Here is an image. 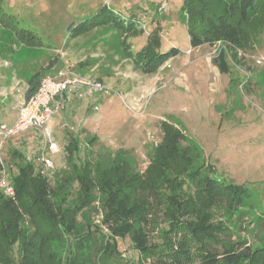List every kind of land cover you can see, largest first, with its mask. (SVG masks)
<instances>
[{"label":"rangeland","instance_id":"obj_1","mask_svg":"<svg viewBox=\"0 0 264 264\" xmlns=\"http://www.w3.org/2000/svg\"><path fill=\"white\" fill-rule=\"evenodd\" d=\"M182 4L183 0H0V85L17 83L18 92L26 85L27 73L32 75L44 61H53L51 64H58L54 69H71L107 87V91L84 94L74 107L64 105L66 112L62 107L54 114L51 124L61 121L64 138L55 132L61 146L60 152L50 154L55 174L67 169L68 132L82 143L80 158L86 151L85 136H96L95 143L88 146L94 151L87 152L90 159H96L100 146L123 149L143 172L151 147L162 139V127L180 129L202 152L204 162L213 166L211 174L248 189L240 213L215 210V222H224L227 230L222 240L258 245L264 241V32L256 38L250 28L249 44L244 48H224L229 72L221 73L214 63L220 44L191 45L187 23L180 15ZM111 11L138 16L143 30L124 36L105 24L73 35V29ZM156 27L161 34L160 50L175 48L179 53L157 72L143 73L127 57L122 40L137 53ZM231 78L235 80L231 82ZM86 90L84 86L77 94ZM3 105L1 119L7 110ZM10 139L32 157L44 146L40 130L34 128ZM182 139L181 145L188 147ZM4 151L12 173V150L8 146ZM87 215L92 230L109 232L102 223L99 203ZM149 235L162 241L155 227H150ZM117 240L120 263L139 257L129 236Z\"/></svg>","mask_w":264,"mask_h":264},{"label":"trees","instance_id":"obj_2","mask_svg":"<svg viewBox=\"0 0 264 264\" xmlns=\"http://www.w3.org/2000/svg\"><path fill=\"white\" fill-rule=\"evenodd\" d=\"M112 13L83 23L73 35L105 24L124 36L143 30L138 16ZM180 15L192 46L220 44L214 63L221 73L229 72L224 48H244L250 28L256 38L264 32V0H183ZM149 36L137 53L122 40L127 57L143 73L157 72L179 53L175 48L160 50L158 27ZM52 62L30 76L26 99L37 91ZM162 131L143 172L123 149L100 146L96 159H90L87 152L94 151L88 146L96 136L88 137L80 158L81 142L70 137L67 169L56 173L54 186L36 171V153L32 157L13 150L15 196L0 188V264H264V241L226 242L224 222H215L217 209L240 213L248 189L211 174L213 166L180 129L169 126ZM182 137L188 147L181 145ZM96 203L108 233L92 230L87 211ZM150 227L157 229L161 242L151 239ZM127 236L139 257L120 263L117 239Z\"/></svg>","mask_w":264,"mask_h":264},{"label":"built area","instance_id":"obj_3","mask_svg":"<svg viewBox=\"0 0 264 264\" xmlns=\"http://www.w3.org/2000/svg\"><path fill=\"white\" fill-rule=\"evenodd\" d=\"M84 86H87V90L85 93H80V96L107 91V87L102 81L83 77L71 69L60 70L54 75H45L37 91L20 104L15 122L8 125L0 120V188L6 195L15 196L14 186L11 183L12 173H10V169L8 170L4 151L6 141L17 133L31 128L40 130L44 146L33 158L36 171L43 177L54 181L56 169L50 154L60 152L61 146L48 124L62 107L66 91L76 89L78 92Z\"/></svg>","mask_w":264,"mask_h":264},{"label":"crops","instance_id":"obj_4","mask_svg":"<svg viewBox=\"0 0 264 264\" xmlns=\"http://www.w3.org/2000/svg\"><path fill=\"white\" fill-rule=\"evenodd\" d=\"M53 60V59H52ZM50 64V61H49V63H48V61H44L43 63H42V66H40V68L38 69V70H40L41 68H43V67H45V66H47V65H49ZM166 64V63H165ZM164 64V65H165ZM58 64L57 63H53V64H51V66L47 69V71H46V75H48V74H52V75H54L58 70H60V69H54V68H56V66H57ZM163 65V66H164ZM162 66V67H163ZM37 70V71H38ZM37 71H35V72H37ZM34 72V73H35ZM59 72V71H58ZM33 74V73H32ZM30 76H31V74L30 73H27V80H26V85L25 86H23V88H20V91L18 90V92H16L17 91V83H16V85H14V84H11L9 87H7L6 85H0L1 87H0V94L1 95H4V94H7L6 96H5V98H4V96H2V98L0 97V106L1 105H6V112H5V119H1L0 118V120L2 121V122H4V123H6V124H8V125H12L14 122H15V120H16V118H17V111H18V108H19V106H20V104L22 103V101L23 100H25L26 99V92H27V89H28V86H29V84H28V82H29V78H30ZM14 79L15 80H17V79H19V73H16V76H14ZM83 88V87H82ZM7 90H9V92H7ZM7 92V93H6ZM79 97H81V96H79L78 94H77V90L76 89H69V90H67L66 91V93H65V95H64V98H63V103H62V107H63V111H65L66 112V110L64 109V105H70V104H72L73 105V107H74V105L75 104H77V98H79ZM5 99H7V100H5ZM3 105V106H4ZM61 107V108H62ZM60 108V109H61ZM75 111V110H74ZM73 111V112H74ZM74 114H76V112H74ZM65 115V114H64ZM75 116V115H74ZM77 120V119H76ZM52 121V120H51ZM51 121H50V123L48 124V126L52 129V131H53V134L55 135V137H56V139H57V141H58V137H60V139L61 140H63L64 138L62 137V124H60V122L57 124V123H55V124H51ZM69 128V127H68ZM70 128H72V127H70ZM55 132H57V133H59L58 135H60V136H58V135H56L57 133H55ZM69 133V139H70V137H72V136H74V137H76L75 135H72V134H70V132H68ZM65 135V130L63 131V136ZM71 135V136H70ZM58 136V137H57ZM13 137V136H12ZM11 137V138H12ZM67 137H68V135H67ZM87 137H89V136H85V139H88ZM10 140L11 139H9L8 141H6V143H5V148L7 147L8 148V146L11 148V150L13 151V150H15V149H18L16 146H14L11 142H10ZM69 141V140H68ZM59 142V141H58ZM68 143V142H67ZM7 145V146H6ZM16 145V144H15ZM67 145V144H66ZM66 145H65V149H66ZM81 145H82V143H81ZM13 147H15V148H13ZM18 150H20V149H18ZM21 152H23L24 154H25V151L22 149V150H20ZM67 152V151H66ZM6 154V153H5ZM5 157H6V155H5ZM11 157V156H10ZM6 160L8 161V158L6 157ZM12 174H14V168H13V172H12Z\"/></svg>","mask_w":264,"mask_h":264},{"label":"water","instance_id":"obj_5","mask_svg":"<svg viewBox=\"0 0 264 264\" xmlns=\"http://www.w3.org/2000/svg\"><path fill=\"white\" fill-rule=\"evenodd\" d=\"M69 28H71V25L69 26Z\"/></svg>","mask_w":264,"mask_h":264}]
</instances>
